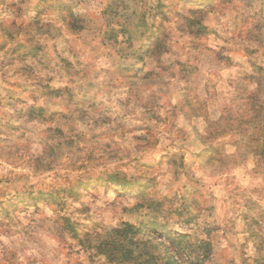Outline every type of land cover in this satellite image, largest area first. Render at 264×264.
Listing matches in <instances>:
<instances>
[{"label": "rangeland", "instance_id": "rangeland-1", "mask_svg": "<svg viewBox=\"0 0 264 264\" xmlns=\"http://www.w3.org/2000/svg\"><path fill=\"white\" fill-rule=\"evenodd\" d=\"M263 139L264 0H0V264H100L123 223L243 264Z\"/></svg>", "mask_w": 264, "mask_h": 264}, {"label": "trees", "instance_id": "trees-1", "mask_svg": "<svg viewBox=\"0 0 264 264\" xmlns=\"http://www.w3.org/2000/svg\"><path fill=\"white\" fill-rule=\"evenodd\" d=\"M261 147L264 153V139ZM71 234L85 243L74 229ZM251 237L253 256L242 263L264 264V233L251 232ZM86 242L102 259L100 264H209L212 258L208 240L166 231L162 226L123 223Z\"/></svg>", "mask_w": 264, "mask_h": 264}]
</instances>
